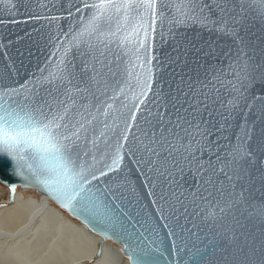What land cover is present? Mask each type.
Instances as JSON below:
<instances>
[{
	"label": "snow or ice",
	"instance_id": "obj_1",
	"mask_svg": "<svg viewBox=\"0 0 264 264\" xmlns=\"http://www.w3.org/2000/svg\"><path fill=\"white\" fill-rule=\"evenodd\" d=\"M21 25L0 36V175L128 264H264V0H0Z\"/></svg>",
	"mask_w": 264,
	"mask_h": 264
},
{
	"label": "bare ground",
	"instance_id": "obj_2",
	"mask_svg": "<svg viewBox=\"0 0 264 264\" xmlns=\"http://www.w3.org/2000/svg\"><path fill=\"white\" fill-rule=\"evenodd\" d=\"M10 197L0 205V264H128L118 242L36 188L17 185Z\"/></svg>",
	"mask_w": 264,
	"mask_h": 264
},
{
	"label": "water",
	"instance_id": "obj_3",
	"mask_svg": "<svg viewBox=\"0 0 264 264\" xmlns=\"http://www.w3.org/2000/svg\"><path fill=\"white\" fill-rule=\"evenodd\" d=\"M33 27L34 26H32V25H21L15 31L12 32L11 36H8L5 30L0 29V36H2V38H4L5 40L14 39L16 35H18V34L23 35L25 31L31 32ZM33 41H37L38 43H33ZM40 44H42V41H40V39H39V33L33 32L30 38L26 36V37H24L23 40L14 43V46L11 49V51L14 53L16 48H19L23 51L29 47H31L33 50H35L36 48H38L40 46ZM2 62H3V60H2V58H0V63H2ZM26 63H28V62L26 61ZM34 65H35V58L29 64V69H31V67H33ZM0 182L5 184L9 188H10L11 184H15L16 186L20 185L23 187L36 188L41 193L52 198L59 206L65 208L71 215L77 217L83 224H85L87 226V228H89L90 230H92L95 233L100 234L103 239L111 238L112 240L118 242L121 245L122 251L124 252V254L129 256V253H127V251L125 250V245L122 241L116 239L115 237L103 235L98 229L93 228V226L90 223L85 221L83 219V217L73 213L70 209L62 206L59 203V201L55 200L53 197H51L48 193H46L40 187L31 185V184L27 183L22 177L13 176L10 172L7 173L6 175H0ZM261 229H264V224H261L259 221H255L253 224H250L248 226V231H249V233H251L250 237L248 238L249 244L254 245L258 249L261 247L262 244H264V231H261ZM162 235H163V233H162ZM224 244H227V241H224ZM220 255H221V253L218 251L216 253V256L219 257Z\"/></svg>",
	"mask_w": 264,
	"mask_h": 264
},
{
	"label": "rangeland",
	"instance_id": "obj_4",
	"mask_svg": "<svg viewBox=\"0 0 264 264\" xmlns=\"http://www.w3.org/2000/svg\"><path fill=\"white\" fill-rule=\"evenodd\" d=\"M5 188L7 187L0 185V193L5 192V193L0 194V205L3 200L4 201L7 200V202L11 201V197H10L11 191Z\"/></svg>",
	"mask_w": 264,
	"mask_h": 264
}]
</instances>
